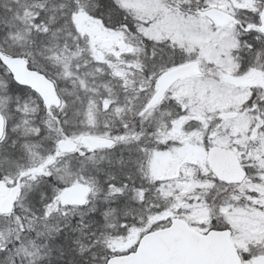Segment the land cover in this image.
<instances>
[{
  "label": "snow or ice",
  "instance_id": "snow-or-ice-1",
  "mask_svg": "<svg viewBox=\"0 0 264 264\" xmlns=\"http://www.w3.org/2000/svg\"><path fill=\"white\" fill-rule=\"evenodd\" d=\"M0 264H264V0H0Z\"/></svg>",
  "mask_w": 264,
  "mask_h": 264
}]
</instances>
